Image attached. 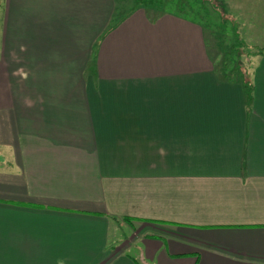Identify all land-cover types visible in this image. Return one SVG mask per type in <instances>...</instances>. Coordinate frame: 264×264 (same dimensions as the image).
Masks as SVG:
<instances>
[{"label":"crops","instance_id":"crops-1","mask_svg":"<svg viewBox=\"0 0 264 264\" xmlns=\"http://www.w3.org/2000/svg\"><path fill=\"white\" fill-rule=\"evenodd\" d=\"M219 1L264 49V0ZM136 2L1 0L0 264H264V57L247 111ZM110 218L171 226L135 224L138 262Z\"/></svg>","mask_w":264,"mask_h":264},{"label":"trees","instance_id":"trees-1","mask_svg":"<svg viewBox=\"0 0 264 264\" xmlns=\"http://www.w3.org/2000/svg\"><path fill=\"white\" fill-rule=\"evenodd\" d=\"M142 0H137L136 6H143ZM186 3L179 1L178 9L183 12L189 10L190 12H196L198 16V23L202 27L204 39H205V47L209 60L212 63L213 73L218 80H223L229 84H237L241 86L243 91L244 103L247 111H250L253 104V96H254V71L256 64L251 67L250 74H247V70L244 69L243 72L240 71L239 66V53L238 51H246L250 58H258L262 59L264 57V49L254 46L247 45L237 33L240 25L236 23L232 25L230 30V35L225 36V27L227 19H223L218 15V19L222 22L219 24H215L212 26L210 23L211 20L215 18H208V3L213 4V0H187ZM1 3V0H0ZM215 4V3H214ZM214 5H212L211 10L214 11ZM169 13L170 10L159 9L157 14L160 13ZM174 14V13H171ZM224 14L228 15L224 10ZM177 15H181L180 13ZM183 16V15H181ZM210 20V21H209ZM234 22V21H233ZM210 23V24H209ZM235 23V22H234ZM233 41V42H232ZM258 62V61H257ZM111 222H124L128 226L133 227L134 224L144 223L147 225L155 226V227H163V226H171V224H167L164 222L157 221H139L133 220L130 218H110Z\"/></svg>","mask_w":264,"mask_h":264},{"label":"rangeland","instance_id":"rangeland-1","mask_svg":"<svg viewBox=\"0 0 264 264\" xmlns=\"http://www.w3.org/2000/svg\"><path fill=\"white\" fill-rule=\"evenodd\" d=\"M179 1L186 3L185 1H187V0H142L141 2L143 5V9L150 12V13H153V14L154 13L157 14V12L160 8L164 9V10H170L169 13H174L175 15L180 13L181 15H183L182 16L183 18H186L190 22L197 24L202 30V27L198 23L197 13L196 12L192 13L189 10H186V8L183 12L179 11V9L177 8ZM213 1L215 4L214 3L213 4L208 3L209 6L207 9L208 14H209L208 18H210V19L215 18V19H213V21L211 20L210 23L212 24V26H215V24H218V23L220 24L222 21L218 19V15L225 20L227 19V21H226L227 27H225L226 28L225 29V33H226L225 36H229L232 25H235L236 23H238L240 25V23L226 11L225 6L219 0H213ZM212 5L215 6V7L213 6L214 11L211 10ZM224 10H225V12H227L228 15L224 14ZM241 30L242 29H241V25H240V27L237 30V33L240 35L239 37L246 43V41L244 40V38L242 36ZM247 45H249V44H247ZM249 46H251V45H249ZM238 53H239V59H240V62H239L240 71L243 72L244 69H246L247 74L251 73L250 70H251L252 66H254L255 64H256V66H258L262 60V59H258V58H253V59L250 58L246 51L239 50ZM256 69L257 68H255V71H256ZM255 71H254V73H255ZM4 159H5V152H4V150H2L0 148V162H4ZM141 228H142V226L139 227V225H135V224L133 227L130 228V226H128L124 222H121V221L117 222V227H115V225H114L113 232L111 233V237L109 238V240H110V242L115 243L114 245L116 246V245L123 243L125 241L126 242L130 241L129 239H131V237H133V238L137 237L136 239L134 238L133 245H131L129 247H125L124 250H125V252H127V254H130V255H132L133 258H136L137 261L139 262V258L137 256V251H136V247H139V245L141 246V244H140L141 241L139 239L143 238L142 235H144V233H147V234L148 233H155V232H151L150 229L149 230L146 229L145 232H142L140 230ZM154 240H159V239L155 238ZM139 264H141V263L139 262Z\"/></svg>","mask_w":264,"mask_h":264}]
</instances>
